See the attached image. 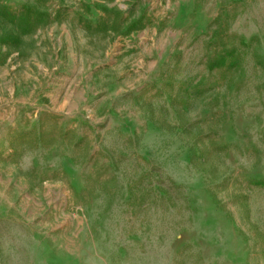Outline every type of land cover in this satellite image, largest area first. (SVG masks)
<instances>
[{
	"label": "rangeland",
	"instance_id": "1",
	"mask_svg": "<svg viewBox=\"0 0 264 264\" xmlns=\"http://www.w3.org/2000/svg\"><path fill=\"white\" fill-rule=\"evenodd\" d=\"M0 264H264V0H0Z\"/></svg>",
	"mask_w": 264,
	"mask_h": 264
},
{
	"label": "trees",
	"instance_id": "2",
	"mask_svg": "<svg viewBox=\"0 0 264 264\" xmlns=\"http://www.w3.org/2000/svg\"><path fill=\"white\" fill-rule=\"evenodd\" d=\"M135 27H136V24H133L132 26H130V29H134ZM231 55H232L231 52H228V51L221 54L220 56H218V58L214 62L210 63V67L215 68V67L225 65L226 58Z\"/></svg>",
	"mask_w": 264,
	"mask_h": 264
}]
</instances>
